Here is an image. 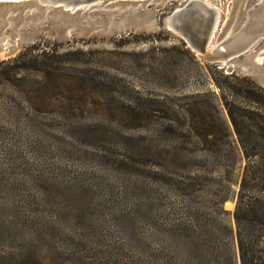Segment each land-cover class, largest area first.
<instances>
[{"label": "rangeland", "instance_id": "obj_1", "mask_svg": "<svg viewBox=\"0 0 264 264\" xmlns=\"http://www.w3.org/2000/svg\"><path fill=\"white\" fill-rule=\"evenodd\" d=\"M117 1L86 15L104 26L89 36L60 38L52 11L0 22L27 38L0 61V264H241V186L256 173L247 184L264 190V168L230 112L255 133L259 106L243 96L260 85L164 27L188 0L145 2L159 29L113 35L109 21L132 14ZM212 1L225 9L213 46L261 2ZM21 53L27 67L9 63Z\"/></svg>", "mask_w": 264, "mask_h": 264}, {"label": "water", "instance_id": "obj_2", "mask_svg": "<svg viewBox=\"0 0 264 264\" xmlns=\"http://www.w3.org/2000/svg\"><path fill=\"white\" fill-rule=\"evenodd\" d=\"M116 0H18L0 1V22L3 26L14 19L9 14L34 10L44 18L54 12L61 21L57 26L59 37L89 36L103 30L101 23L92 22L86 15L93 8L114 5ZM151 0H118L117 8L131 16L109 21L108 32L113 35L150 32L159 29L152 12L139 10ZM188 0L175 9L164 22V27L182 38L195 55L209 65L226 67L231 73L239 72L255 78L264 88V0L252 6L237 22L226 26L215 45L216 34L225 9L220 1ZM112 2V3H111ZM147 2V3H145ZM132 3L133 5H130ZM131 6V7H130ZM139 10V16L135 12ZM145 9V8H144ZM141 11V12H140ZM3 30V29H2ZM106 31V30H105ZM27 38H8L0 33V61L15 57ZM263 42L261 48L258 44ZM254 50V51H253ZM254 52V53H253Z\"/></svg>", "mask_w": 264, "mask_h": 264}, {"label": "trees", "instance_id": "obj_3", "mask_svg": "<svg viewBox=\"0 0 264 264\" xmlns=\"http://www.w3.org/2000/svg\"><path fill=\"white\" fill-rule=\"evenodd\" d=\"M24 58H26V54L21 53L9 63L19 64L21 67H27L30 62L27 63ZM252 84L258 93L253 94L246 92L243 99L249 101L252 100L259 106V114L257 116L258 121L254 122L256 132L253 133L247 130L244 124L236 120L230 110L229 112L236 133L241 140L246 158H260L261 164L257 168L262 169V166L264 168V89L253 82ZM256 177V173H254L250 174L247 178L255 181ZM247 178H245L242 183L239 204L235 213L240 263L264 264V235L257 234V231L255 230L256 228L252 226L253 223H257L264 228V196L261 194V191L264 192V190H254L253 187L248 186L246 181ZM262 181L264 182V176ZM183 226L184 225L179 224L175 226L174 230H176V232L185 231ZM180 237L183 239L189 238V236H186L185 238L183 236ZM223 261H225V264L232 263L231 259L226 256Z\"/></svg>", "mask_w": 264, "mask_h": 264}, {"label": "bare ground", "instance_id": "obj_4", "mask_svg": "<svg viewBox=\"0 0 264 264\" xmlns=\"http://www.w3.org/2000/svg\"><path fill=\"white\" fill-rule=\"evenodd\" d=\"M0 1H5V0H0Z\"/></svg>", "mask_w": 264, "mask_h": 264}]
</instances>
